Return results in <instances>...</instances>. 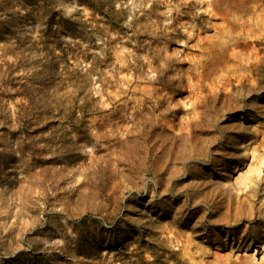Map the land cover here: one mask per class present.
<instances>
[{
	"label": "rangeland",
	"instance_id": "1",
	"mask_svg": "<svg viewBox=\"0 0 264 264\" xmlns=\"http://www.w3.org/2000/svg\"><path fill=\"white\" fill-rule=\"evenodd\" d=\"M0 264H264V0H0Z\"/></svg>",
	"mask_w": 264,
	"mask_h": 264
},
{
	"label": "bare ground",
	"instance_id": "2",
	"mask_svg": "<svg viewBox=\"0 0 264 264\" xmlns=\"http://www.w3.org/2000/svg\"><path fill=\"white\" fill-rule=\"evenodd\" d=\"M263 160L258 161V163L255 165L254 170L257 171L260 167V164H262Z\"/></svg>",
	"mask_w": 264,
	"mask_h": 264
},
{
	"label": "trees",
	"instance_id": "3",
	"mask_svg": "<svg viewBox=\"0 0 264 264\" xmlns=\"http://www.w3.org/2000/svg\"><path fill=\"white\" fill-rule=\"evenodd\" d=\"M87 216H84L83 218L85 219Z\"/></svg>",
	"mask_w": 264,
	"mask_h": 264
}]
</instances>
